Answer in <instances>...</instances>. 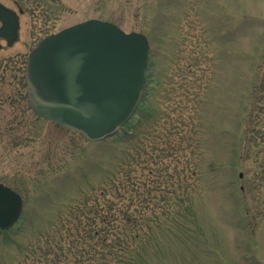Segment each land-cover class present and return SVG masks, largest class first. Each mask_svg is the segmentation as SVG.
Listing matches in <instances>:
<instances>
[{"label":"rangeland","instance_id":"rangeland-1","mask_svg":"<svg viewBox=\"0 0 264 264\" xmlns=\"http://www.w3.org/2000/svg\"><path fill=\"white\" fill-rule=\"evenodd\" d=\"M0 4L19 20L17 41L0 42V183L23 202L0 233V264L43 246L71 210L94 214L97 200L105 214L111 198L113 232L126 244L111 250L113 262L264 264V0ZM90 19L142 33L150 50L135 113L97 142L37 118L21 82L42 38ZM121 207L137 221L126 224ZM87 244L83 259H100Z\"/></svg>","mask_w":264,"mask_h":264},{"label":"water","instance_id":"water-1","mask_svg":"<svg viewBox=\"0 0 264 264\" xmlns=\"http://www.w3.org/2000/svg\"><path fill=\"white\" fill-rule=\"evenodd\" d=\"M0 39L11 46L19 21L0 5ZM1 49V45H0ZM149 43L97 19L41 39L24 69L26 99L37 118L97 142L114 136L135 113L146 89ZM22 198L0 183V231L20 219Z\"/></svg>","mask_w":264,"mask_h":264},{"label":"trees","instance_id":"trees-1","mask_svg":"<svg viewBox=\"0 0 264 264\" xmlns=\"http://www.w3.org/2000/svg\"><path fill=\"white\" fill-rule=\"evenodd\" d=\"M3 76L4 75H2V77ZM21 82L24 83L23 77L21 78ZM96 203L98 205H94L95 202L93 205H90L92 206V209L94 208L95 210L94 214H86L85 216L83 213L80 214L81 212L71 210L73 214L71 217L65 216V218L61 219L59 223L54 225V232L52 231L39 239L40 243H44L43 246L40 244L37 245L38 249L35 251L27 248L25 251L26 258L21 261L14 262L13 264H69L70 259L68 258V261H66V259L69 256V252L76 246V244L79 249L77 252L78 258L75 260L74 264H92L93 262L96 264L142 263L141 260L133 263V261L130 262L127 259L125 262V258L122 259V257L113 262V259L110 258L112 255L111 250H113L116 246L123 248V246L126 245L124 241L122 242L118 233L116 231L113 232L114 227H112L113 224L115 226L116 222L120 221V219H116L115 216L119 203L113 201L112 198L110 200H105L103 208L105 214L97 213V207L101 204L97 200ZM124 208H128V206ZM121 209L123 208L121 207ZM127 210L128 209L124 211L123 209V211H121V213H124L123 221H126V224H129L132 221H137L136 217L129 215L130 213H128ZM91 213H93V211H91ZM97 222L100 223L102 227L99 228V224H97ZM120 235H124L123 239L126 241L127 237L125 233H120ZM140 237L139 232L132 235L134 240ZM88 241L96 243L95 246H97L99 250L97 255L100 256V259H83ZM23 250L20 254L23 253ZM32 255L33 259L30 258ZM107 257L111 260L107 259Z\"/></svg>","mask_w":264,"mask_h":264},{"label":"flooded vegetation","instance_id":"flooded-vegetation-1","mask_svg":"<svg viewBox=\"0 0 264 264\" xmlns=\"http://www.w3.org/2000/svg\"><path fill=\"white\" fill-rule=\"evenodd\" d=\"M2 41H4V42H5V40H2V39H1V40H0V42H2Z\"/></svg>","mask_w":264,"mask_h":264}]
</instances>
